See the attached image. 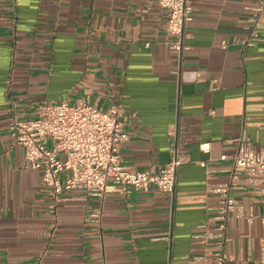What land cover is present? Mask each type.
Wrapping results in <instances>:
<instances>
[{"label":"crops","instance_id":"crops-1","mask_svg":"<svg viewBox=\"0 0 264 264\" xmlns=\"http://www.w3.org/2000/svg\"><path fill=\"white\" fill-rule=\"evenodd\" d=\"M147 0H0V264H259L264 223L251 187L233 190L243 216L215 230L213 208L231 181L240 138L264 151V14L257 0H195L191 49L169 43L168 11ZM180 72L177 73L176 71ZM122 105L132 168L158 172L185 157L173 195L111 186L105 199L66 189L56 206L41 170L25 166L16 116L46 101ZM64 173V176L67 175ZM102 206L99 229L90 212Z\"/></svg>","mask_w":264,"mask_h":264},{"label":"built area","instance_id":"built-area-1","mask_svg":"<svg viewBox=\"0 0 264 264\" xmlns=\"http://www.w3.org/2000/svg\"><path fill=\"white\" fill-rule=\"evenodd\" d=\"M168 11L167 31L173 35L169 46L178 51L180 58L191 49L188 42V24L193 20L195 0H147L145 11L154 2ZM254 14L248 19L251 35L257 34L256 26L264 14V0H257ZM177 73L180 71L177 70ZM35 118L16 116L10 123L14 141L24 148L25 166L41 170L47 191L56 206L66 189L84 188L90 195L105 199L111 186H132L137 190L150 191L156 187L173 195L177 187L178 170L184 162L177 149L171 159L158 172L130 167L124 162L121 149L129 135L121 119L122 105L116 103L103 109L87 100L69 102L46 101ZM64 176V173H67ZM251 187L262 204L261 219L264 223V151L257 149L253 141L240 138L231 169V181L215 191L222 194L220 203L213 208L215 230L206 238L220 237L219 244L228 239L226 230L232 216H243L242 205L232 196L233 190ZM104 211L94 208L90 220L100 229ZM202 259L214 258L218 264L236 257L224 250L206 251ZM264 264V237L262 256Z\"/></svg>","mask_w":264,"mask_h":264}]
</instances>
